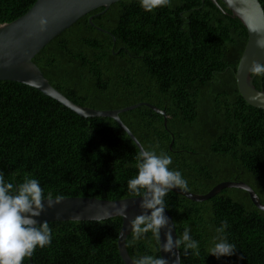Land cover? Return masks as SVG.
I'll list each match as a JSON object with an SVG mask.
<instances>
[{"label": "trees", "instance_id": "1", "mask_svg": "<svg viewBox=\"0 0 264 264\" xmlns=\"http://www.w3.org/2000/svg\"><path fill=\"white\" fill-rule=\"evenodd\" d=\"M36 1L0 0V27ZM219 4L227 14L211 0H170L152 12L139 0H122L79 20L33 62L82 107L109 111L149 103L165 111L167 129L164 117L145 106L120 118L142 146L158 145L157 152L172 157L186 191L206 195L223 182H243L264 204V110L245 102L235 78L247 30ZM254 85L264 91V76ZM138 150L113 119L82 118L31 87L0 82V172L12 182L28 174L53 196L136 198L127 181L136 175ZM166 203L177 236L189 228L200 242L199 256L179 249L182 264H264V212L246 191L225 189L201 203L169 192ZM224 221L236 255L216 260L207 249ZM49 226L52 244L37 248L33 264H125L118 250L121 218ZM127 248L134 262L160 257L151 233L137 240L132 232Z\"/></svg>", "mask_w": 264, "mask_h": 264}, {"label": "water", "instance_id": "2", "mask_svg": "<svg viewBox=\"0 0 264 264\" xmlns=\"http://www.w3.org/2000/svg\"><path fill=\"white\" fill-rule=\"evenodd\" d=\"M122 0H37L33 7L19 19L0 27V82H16L31 87L44 96L49 97L65 108L82 118H110L116 121L126 132L138 148L142 146L130 129L122 122L120 115L145 106L164 117V126L167 129L168 116L165 111L149 103H140L120 110L100 111L82 107L69 100L60 91L55 89L45 78L39 67L33 62L34 58L55 38L70 29L79 20L98 9H104V14L110 7ZM204 1V0H203ZM212 3L224 14L227 12L219 4V0H211ZM231 12L233 18L241 21L247 30L248 41L240 59L236 82L238 90L247 104L264 110V91L258 90L254 85L257 75L250 72L252 63L264 64V48L257 46L258 40H264V10L259 0H220ZM45 18L47 24L44 30L40 29L39 18ZM93 17L89 22H92ZM97 28V27H96ZM103 33L109 34L103 29L97 28ZM170 150L174 144L172 135ZM225 189H240L246 191L254 206L264 212V204L260 201L255 191L243 182H223L214 187L206 195H197L185 190L175 189L174 192L190 201L201 203L208 201ZM127 202L128 212L125 217L121 211L122 202ZM140 197L128 198L119 201L103 200L98 198L70 197L55 208L47 209L39 221L42 223L54 222H101L111 218H121L122 228L118 238V250L125 264H134L127 248V238L132 231L131 222L139 214ZM166 214L173 220L166 209ZM162 230L161 242H159L160 257L166 259L167 264H182L180 250L164 252L162 242L164 233ZM173 238H177L174 224ZM33 264V258H30Z\"/></svg>", "mask_w": 264, "mask_h": 264}, {"label": "clouds", "instance_id": "3", "mask_svg": "<svg viewBox=\"0 0 264 264\" xmlns=\"http://www.w3.org/2000/svg\"><path fill=\"white\" fill-rule=\"evenodd\" d=\"M139 3L144 11L152 12L168 6L170 0H139ZM46 24L45 18H39L41 30L45 29ZM257 46L264 48V40H258ZM250 72L264 76V64L254 61ZM157 147L140 146L135 157L136 175L127 181L128 191L140 197L141 214L131 222L134 237L139 240L151 233L157 242H161L162 230L167 229L162 242L164 252L182 249L185 254L191 252L199 256L200 242L193 239L189 228H185L176 239L173 238L174 221L166 214V197L175 189L186 191L188 182L182 172L171 167L172 157L163 151L157 152ZM14 175L18 176L19 173ZM62 201L63 196L46 192L40 181L31 175L24 174L22 181L12 182L0 172V264H24L26 259L33 257L37 248L43 249L52 244L49 223H41L38 218ZM120 208L127 217V202H122ZM227 228V221L222 222L207 249L209 256L216 260L236 255V246L226 235ZM134 264H167V261L144 255Z\"/></svg>", "mask_w": 264, "mask_h": 264}]
</instances>
